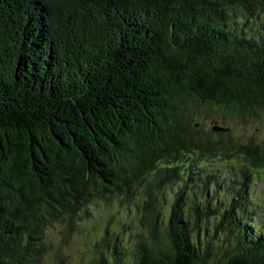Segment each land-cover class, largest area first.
Instances as JSON below:
<instances>
[{
    "label": "trees",
    "instance_id": "trees-1",
    "mask_svg": "<svg viewBox=\"0 0 264 264\" xmlns=\"http://www.w3.org/2000/svg\"><path fill=\"white\" fill-rule=\"evenodd\" d=\"M263 15L264 0H0V264H43L53 221L67 238L113 195L143 205L136 240L107 228L86 264H264L247 184L214 204L178 161L238 155L242 181L264 166V143L204 133L189 105L262 124Z\"/></svg>",
    "mask_w": 264,
    "mask_h": 264
},
{
    "label": "rangeland",
    "instance_id": "rangeland-1",
    "mask_svg": "<svg viewBox=\"0 0 264 264\" xmlns=\"http://www.w3.org/2000/svg\"><path fill=\"white\" fill-rule=\"evenodd\" d=\"M189 105L194 116L193 121L204 133L211 132L212 126L217 122L220 125L227 126L229 130L231 129L232 135L241 143H248L251 138L260 145L264 143V121L262 124L261 122L245 124L230 115L224 114V111H220L218 108L206 107L191 102H189ZM260 114L264 117L262 111ZM211 136L215 139L218 137L216 134ZM182 152L184 153L180 154L178 161L187 160L195 163L194 178L189 179L188 190L190 188L203 190L206 196L213 198L214 204L219 201L227 205L237 197V191L244 189V185L247 184L245 189L246 191L249 190L247 207L253 211L255 221L262 224L264 229V166H251L247 171L248 179L242 181L240 172L242 171L241 164L244 159H240L238 155L230 160V154L204 155V157H201L198 151ZM157 179V175H150L144 181L135 185L138 188L137 198L140 204L147 199L148 187L152 185L155 189L153 184L156 183ZM187 179L188 177H185L183 180ZM182 183L180 182L179 185ZM179 185L175 186L174 189L177 190ZM167 188H170V186ZM168 191L170 192V190ZM141 193L143 197L139 195ZM165 194L168 200L169 194L167 191ZM202 194L203 192H200L198 195L202 197ZM87 207L88 217L81 221L79 231H74L67 238H64L63 235V223L53 221V224L49 225L47 229L49 252L46 254L43 264L89 263L95 255V244L107 228L110 232H123L124 243L129 239L131 241L136 240V226H139L138 221L143 214V205L135 209L134 203L121 202L119 197L113 195L109 199H94L87 204ZM162 210L163 213L164 211L168 212V206H165ZM209 230L211 233L214 232L211 225ZM131 246L132 243L127 256L129 263L133 259Z\"/></svg>",
    "mask_w": 264,
    "mask_h": 264
},
{
    "label": "water",
    "instance_id": "water-1",
    "mask_svg": "<svg viewBox=\"0 0 264 264\" xmlns=\"http://www.w3.org/2000/svg\"><path fill=\"white\" fill-rule=\"evenodd\" d=\"M212 130L213 131H225V130H229V128L222 126V125L218 124L217 122H215V124L212 126Z\"/></svg>",
    "mask_w": 264,
    "mask_h": 264
}]
</instances>
